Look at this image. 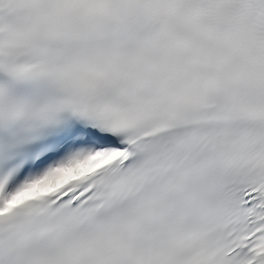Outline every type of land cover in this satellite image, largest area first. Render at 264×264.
I'll return each mask as SVG.
<instances>
[{
    "label": "snow or ice",
    "instance_id": "obj_1",
    "mask_svg": "<svg viewBox=\"0 0 264 264\" xmlns=\"http://www.w3.org/2000/svg\"><path fill=\"white\" fill-rule=\"evenodd\" d=\"M0 264H264V0H0Z\"/></svg>",
    "mask_w": 264,
    "mask_h": 264
}]
</instances>
